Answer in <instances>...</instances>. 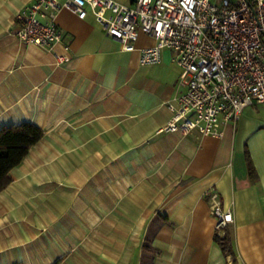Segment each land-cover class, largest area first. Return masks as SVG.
<instances>
[{"label": "crops", "instance_id": "obj_1", "mask_svg": "<svg viewBox=\"0 0 264 264\" xmlns=\"http://www.w3.org/2000/svg\"><path fill=\"white\" fill-rule=\"evenodd\" d=\"M32 1L0 0V129L44 132L0 192V264H140L147 245L154 264H264V106L218 138L163 132L183 91L171 53L141 65L152 38L123 52L90 12L62 10L54 52L67 45L70 61L56 66L13 36ZM211 187L232 214L234 262L214 241Z\"/></svg>", "mask_w": 264, "mask_h": 264}, {"label": "built area", "instance_id": "obj_2", "mask_svg": "<svg viewBox=\"0 0 264 264\" xmlns=\"http://www.w3.org/2000/svg\"><path fill=\"white\" fill-rule=\"evenodd\" d=\"M67 10L82 20L88 12L123 52L135 51L139 32L155 42L140 49L141 65L160 62L171 53L183 89L168 104L167 133L221 137L224 124H236L245 108L264 106V0H33L14 17L13 36L24 45L51 52L56 66L70 61L54 52L63 35L55 19ZM223 235L233 218L220 205L214 187L204 192Z\"/></svg>", "mask_w": 264, "mask_h": 264}, {"label": "trees", "instance_id": "obj_3", "mask_svg": "<svg viewBox=\"0 0 264 264\" xmlns=\"http://www.w3.org/2000/svg\"><path fill=\"white\" fill-rule=\"evenodd\" d=\"M44 132L30 123L0 129V192L11 182L9 172L18 166L27 155L31 146L43 138ZM215 244L222 254L234 262L233 243L228 229L219 236L215 234ZM140 264H154L155 253L149 246L143 247Z\"/></svg>", "mask_w": 264, "mask_h": 264}, {"label": "water", "instance_id": "obj_4", "mask_svg": "<svg viewBox=\"0 0 264 264\" xmlns=\"http://www.w3.org/2000/svg\"><path fill=\"white\" fill-rule=\"evenodd\" d=\"M132 3H135L136 0H130Z\"/></svg>", "mask_w": 264, "mask_h": 264}]
</instances>
